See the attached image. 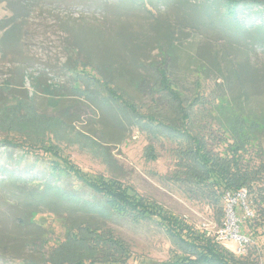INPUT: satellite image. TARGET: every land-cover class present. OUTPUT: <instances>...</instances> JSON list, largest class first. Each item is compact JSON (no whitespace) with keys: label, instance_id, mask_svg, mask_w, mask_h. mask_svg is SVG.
<instances>
[{"label":"rangeland","instance_id":"1","mask_svg":"<svg viewBox=\"0 0 264 264\" xmlns=\"http://www.w3.org/2000/svg\"><path fill=\"white\" fill-rule=\"evenodd\" d=\"M123 1L0 0V144L10 141L33 148L50 143L83 169L117 179L140 196L185 217L196 228L210 223L214 231L219 225L216 213L203 202L187 200L170 179L175 145L166 140L151 142L140 130V113L150 116L168 111L167 103L156 101L158 97L149 90L166 53L167 58H176L169 59L167 65L171 72H178L173 76L189 103L195 97L194 83L200 84L191 114L195 129L202 135L213 127L217 97L236 96L239 85L249 92V109L257 113L264 110V30L240 34L223 20L220 0H142L140 6L133 0ZM245 11L240 18L249 20L253 11ZM162 32L171 34L169 45L162 41ZM173 44L179 46L176 53H172ZM179 58H185L182 60L188 64ZM98 60L107 62L108 71L101 64L96 77L100 78V73L114 82L123 81L135 99L138 114L131 115L112 100L109 89L91 76L75 74L85 67L86 74L93 73L89 66L97 65ZM194 62L209 70L216 65L223 70L231 66L238 69L239 78L232 77L228 82L217 79L196 70ZM124 78L137 84L142 81L145 89L134 92ZM260 143L264 145V132ZM149 144L157 155L155 161L145 156ZM23 154L16 148H0L5 170L17 174L24 168L35 174L32 179L46 178L45 161L32 153ZM10 174L11 179L0 176L1 238L7 230L3 220H15V227L24 220V213L18 209L25 208V197L7 196V192L20 191L13 187L15 177ZM21 181L18 177L17 183ZM58 184L69 189L68 183L66 187L62 181ZM75 193L81 201L87 199L86 191ZM42 196L43 201L46 199L45 203L41 201L44 208L33 219L42 229L35 225L20 228L18 245L11 246L15 250L0 251V264H58L82 257L102 260L109 255L117 260L120 251L100 244L107 236L138 258L156 263L168 258L170 242L154 222L95 215L80 200L64 202L60 197ZM238 204L235 212L240 233L250 240L245 257L239 260L262 264L264 237L253 239L250 230L258 227L246 220L257 209L242 211ZM78 222L90 223L104 234L86 242L84 238L91 236L84 232L72 243L66 237V227ZM223 245L235 251L234 241Z\"/></svg>","mask_w":264,"mask_h":264},{"label":"trees","instance_id":"2","mask_svg":"<svg viewBox=\"0 0 264 264\" xmlns=\"http://www.w3.org/2000/svg\"><path fill=\"white\" fill-rule=\"evenodd\" d=\"M133 2L140 6L142 0H133ZM220 7L223 10L221 15L223 20L236 27L240 32L264 30V0H220ZM245 10L253 11V14L247 17L249 20L240 18ZM252 17H255V20L250 19ZM161 35L163 36L162 41L169 45L172 39L171 34L162 32ZM161 46L162 49L163 47L166 48ZM170 47H172V53H176L179 49L176 44ZM167 54L169 53H166V58H163L160 67L156 68V79L149 90L152 96L158 97L156 101L167 103L168 111L163 115H159L161 112H158L157 114H149L150 116L140 113V130L149 135L151 142L166 140L175 145L176 148L172 151L174 166L170 175L172 183L187 200L203 202L205 206L212 209L216 213L218 226H221L225 219L224 195L228 193L235 196L244 190V206L250 212H253V207L257 209L251 218H246L247 221H253L255 227H258L257 230L254 228L250 230V236L257 240L263 238L264 145L260 143V137L264 132V110L259 113L250 110L249 92L242 85H239V93L236 92V96L231 94L230 98L224 95L217 97L213 108L215 115L211 122L213 127L211 126L205 132L206 134L203 133L202 135L195 129V122L191 114L193 107L197 105L193 101L198 100L200 84L199 82L194 83L195 97L189 103L178 81H176V77L173 76L178 72H171L167 65L169 59L174 60L176 58H167L169 57ZM182 59L185 58H179L180 61H183ZM192 59L194 60V58ZM95 62L97 65L89 66L93 73H85V66L88 67L86 64L85 68H81L75 74L79 77L91 76V79L100 86L105 85L109 89L112 100L122 104L130 111L131 115L138 114L137 107L133 103L135 99L131 96V92L126 89L123 81L114 82L109 80L107 75L102 74L105 79L100 73L98 74L101 77H96L95 74L100 65L102 64L103 68L108 71L105 68V65L108 64L106 61L98 60ZM194 63L196 70L201 71V73L209 72L210 75H215L217 79L228 82L232 77L239 78L240 72L238 69H231V66L223 70L219 65H216L215 69L209 70L201 63ZM184 64H188V61ZM211 70H214L213 73L210 72ZM124 79L134 92L136 89L141 90V87H145L141 85L142 81L137 84ZM12 143L10 141L2 142L0 148H16L25 153L26 156L31 153L39 156L47 165V177L40 181L32 179L35 174L32 176V173L24 168L17 170V174L11 170L8 172L0 161V176L11 179L10 173H13L15 177L12 179L13 187L20 188L18 192H7V196L22 195L25 197V208L18 209L24 213V220L21 224L16 228L15 220L12 222L3 220L7 230L4 233L5 237H0V251L14 249L11 246L16 247L18 245L17 235L20 228L35 225V227L42 229L40 225L34 224L33 219L44 208L41 203L44 199L43 194L52 198L60 197L64 202L69 199L76 202L80 199L74 193L86 191L87 199L85 201L80 200L79 203L90 213L95 215L99 213L101 216L107 214V216L120 219L127 218L135 223L154 222L170 242L171 249L168 258L157 263L144 257L138 258L132 255L122 243L119 241L118 243L107 236L101 239L100 244L105 249H110L109 246H111L120 251L119 259L114 260L115 255L106 256V259L102 257V260L82 257L74 262L65 260L58 264H245L239 259L245 257L246 252L243 256L235 255L223 245L225 243L215 240V237L202 229L200 225L196 228L185 217L175 214L152 199L140 196L117 179L83 169L50 143L33 148L25 145L17 146ZM145 156L149 161L157 159L152 144L146 147ZM18 177L23 179L21 183H17ZM61 181L65 187L68 183V190L59 188L58 183ZM25 189L28 191L25 192ZM2 200L3 197H0V202ZM244 206L239 205L242 211ZM84 232L90 233L91 236L84 238L86 242L88 239H92L93 242L96 238L102 237L101 234H104L101 229L90 225V223L79 222L67 226L65 234L69 241L74 243V241L80 240ZM15 236H17L16 239ZM14 241L15 243H13ZM249 241L247 247L250 245ZM262 264H264V258Z\"/></svg>","mask_w":264,"mask_h":264},{"label":"built area","instance_id":"3","mask_svg":"<svg viewBox=\"0 0 264 264\" xmlns=\"http://www.w3.org/2000/svg\"><path fill=\"white\" fill-rule=\"evenodd\" d=\"M244 199V190H241L235 196L226 193L224 195L225 219L222 225L217 227L214 226V231L211 230L213 226L211 227L210 223L206 222L201 225V228L212 234L218 242L225 243L234 241L236 244L234 254L237 256H243L248 245V239L240 233L239 219L236 217L235 212L237 203H239L238 206H244ZM243 209H246V207L244 206Z\"/></svg>","mask_w":264,"mask_h":264}]
</instances>
